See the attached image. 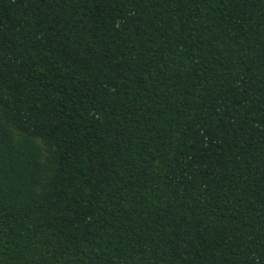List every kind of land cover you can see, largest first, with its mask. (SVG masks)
<instances>
[{
    "label": "trees",
    "instance_id": "16d2710c",
    "mask_svg": "<svg viewBox=\"0 0 264 264\" xmlns=\"http://www.w3.org/2000/svg\"><path fill=\"white\" fill-rule=\"evenodd\" d=\"M0 264H264V0H0Z\"/></svg>",
    "mask_w": 264,
    "mask_h": 264
}]
</instances>
